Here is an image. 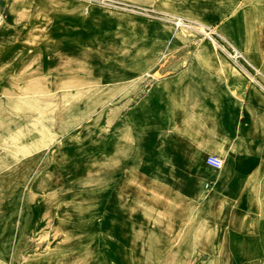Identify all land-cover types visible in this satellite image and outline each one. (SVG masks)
<instances>
[{
	"label": "rangeland",
	"instance_id": "rangeland-1",
	"mask_svg": "<svg viewBox=\"0 0 264 264\" xmlns=\"http://www.w3.org/2000/svg\"><path fill=\"white\" fill-rule=\"evenodd\" d=\"M262 9L0 0V264H264L204 163L215 112L264 102L208 35L264 74Z\"/></svg>",
	"mask_w": 264,
	"mask_h": 264
},
{
	"label": "crops",
	"instance_id": "crops-1",
	"mask_svg": "<svg viewBox=\"0 0 264 264\" xmlns=\"http://www.w3.org/2000/svg\"><path fill=\"white\" fill-rule=\"evenodd\" d=\"M240 75L264 99V94L242 74ZM245 88L246 92H243V95L247 102L242 104L244 108H237L232 113L230 133L224 130L223 126H219L224 116L215 112L214 120L218 132L216 131V136L210 139V145H208L210 152L205 155L204 163L209 165L206 163L208 155H216L224 163L227 150H230L228 164L222 167L212 166L216 170L210 177L213 178L216 191L230 192L229 196L237 192L235 205L239 210L232 216L231 222L264 223V102L247 97V86ZM173 93L178 95V92ZM175 98L179 102V97ZM180 103L185 105L189 103V100L185 101V98H182ZM240 110L244 113H240ZM183 127L186 131L187 127ZM220 127L221 130H219ZM224 143L228 144L226 149ZM181 154L177 156L179 158L177 160H183L184 164L187 157L185 153ZM244 217L247 219L245 220ZM255 237L257 236H248L246 246L240 245L241 254H264V244L262 247L257 245Z\"/></svg>",
	"mask_w": 264,
	"mask_h": 264
},
{
	"label": "built area",
	"instance_id": "built-area-1",
	"mask_svg": "<svg viewBox=\"0 0 264 264\" xmlns=\"http://www.w3.org/2000/svg\"><path fill=\"white\" fill-rule=\"evenodd\" d=\"M208 38L214 44V46L231 62L233 67L262 94H264V74H259L257 70L250 66L251 69L257 73L253 74L252 71L248 69V66H245L241 59L242 56L233 47H231V45L225 39L215 34V32H210ZM206 163L214 167H220L222 165V160L216 155H208L206 157Z\"/></svg>",
	"mask_w": 264,
	"mask_h": 264
},
{
	"label": "bare ground",
	"instance_id": "bare-ground-1",
	"mask_svg": "<svg viewBox=\"0 0 264 264\" xmlns=\"http://www.w3.org/2000/svg\"><path fill=\"white\" fill-rule=\"evenodd\" d=\"M259 16H260V21L261 22H264V9H262L260 12H259ZM198 28V27H197ZM262 49V52H264V47L261 48ZM258 63V62H257Z\"/></svg>",
	"mask_w": 264,
	"mask_h": 264
}]
</instances>
